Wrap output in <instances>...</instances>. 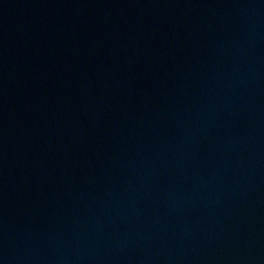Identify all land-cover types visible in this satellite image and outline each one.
Returning a JSON list of instances; mask_svg holds the SVG:
<instances>
[{
  "label": "water",
  "instance_id": "1",
  "mask_svg": "<svg viewBox=\"0 0 264 264\" xmlns=\"http://www.w3.org/2000/svg\"><path fill=\"white\" fill-rule=\"evenodd\" d=\"M0 264H264V0H0Z\"/></svg>",
  "mask_w": 264,
  "mask_h": 264
}]
</instances>
